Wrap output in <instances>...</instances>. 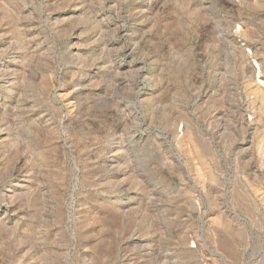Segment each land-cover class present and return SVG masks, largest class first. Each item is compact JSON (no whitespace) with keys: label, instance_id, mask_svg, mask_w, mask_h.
<instances>
[{"label":"rangeland","instance_id":"rangeland-1","mask_svg":"<svg viewBox=\"0 0 264 264\" xmlns=\"http://www.w3.org/2000/svg\"><path fill=\"white\" fill-rule=\"evenodd\" d=\"M0 264H264V0H0Z\"/></svg>","mask_w":264,"mask_h":264}]
</instances>
